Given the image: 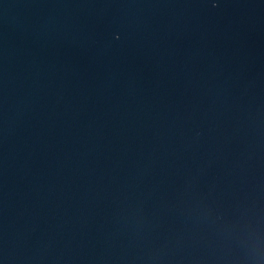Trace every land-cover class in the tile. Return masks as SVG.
Listing matches in <instances>:
<instances>
[{
  "label": "water",
  "instance_id": "obj_1",
  "mask_svg": "<svg viewBox=\"0 0 264 264\" xmlns=\"http://www.w3.org/2000/svg\"><path fill=\"white\" fill-rule=\"evenodd\" d=\"M0 264H264V0H0Z\"/></svg>",
  "mask_w": 264,
  "mask_h": 264
}]
</instances>
